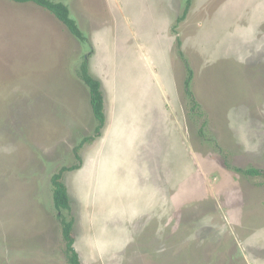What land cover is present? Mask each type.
<instances>
[{
  "label": "rangeland",
  "instance_id": "obj_1",
  "mask_svg": "<svg viewBox=\"0 0 264 264\" xmlns=\"http://www.w3.org/2000/svg\"><path fill=\"white\" fill-rule=\"evenodd\" d=\"M55 1L85 44L0 0V264H67L51 178L75 165L81 264H264V177L235 171H264V0ZM83 62L105 121L78 162L95 127Z\"/></svg>",
  "mask_w": 264,
  "mask_h": 264
},
{
  "label": "trees",
  "instance_id": "obj_2",
  "mask_svg": "<svg viewBox=\"0 0 264 264\" xmlns=\"http://www.w3.org/2000/svg\"><path fill=\"white\" fill-rule=\"evenodd\" d=\"M18 4H27L32 3L36 6L46 10L52 16H54L59 22H61L68 31L74 36L80 43L85 44L87 38L85 34L79 29L77 23L72 18L70 10L67 5L62 2L55 0H9ZM191 4V0H184V14H186L187 9ZM184 14L181 16L184 18ZM180 57L184 61L187 75L184 81V94L186 97V110L189 114H199L200 112L199 104L197 103L193 92L191 90V82L193 78V71L188 67L186 61L182 57V54L179 52ZM78 77L87 87L89 92V105L93 118L95 121V127L93 129V135L84 137L78 145L73 149L74 157L78 162H81L79 152L84 144H89L95 140L96 137L100 136L101 129L104 125L105 114H104V100L103 94L101 92V86L99 81L91 77L89 69L86 62H83L78 71ZM206 122L204 121L201 125L199 132L202 136L206 137V130H204ZM212 140V139H211ZM79 168V165H75L69 168H62L61 171L57 174H53L51 178V190H52V206L56 212L55 217L59 221L61 226L62 241L64 243V258L67 264H81L79 256L74 249V221L75 218L72 214V208L67 194V188L62 182V174L68 170H76ZM236 172L244 176L249 177H264V171L255 168L240 169L235 168Z\"/></svg>",
  "mask_w": 264,
  "mask_h": 264
}]
</instances>
